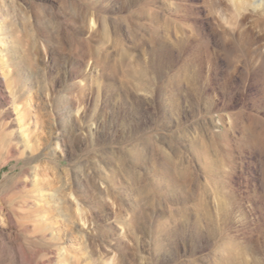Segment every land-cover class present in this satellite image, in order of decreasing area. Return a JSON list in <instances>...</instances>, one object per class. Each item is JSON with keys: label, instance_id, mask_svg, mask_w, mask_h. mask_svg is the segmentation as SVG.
Listing matches in <instances>:
<instances>
[{"label": "rangeland", "instance_id": "obj_1", "mask_svg": "<svg viewBox=\"0 0 264 264\" xmlns=\"http://www.w3.org/2000/svg\"><path fill=\"white\" fill-rule=\"evenodd\" d=\"M0 264H264V15L0 0Z\"/></svg>", "mask_w": 264, "mask_h": 264}, {"label": "bare ground", "instance_id": "obj_2", "mask_svg": "<svg viewBox=\"0 0 264 264\" xmlns=\"http://www.w3.org/2000/svg\"><path fill=\"white\" fill-rule=\"evenodd\" d=\"M237 12L241 9H251L256 10L259 14L264 15V0H229ZM240 29V28H239ZM238 37L244 40H253V37L246 30L238 32ZM258 141V140H257Z\"/></svg>", "mask_w": 264, "mask_h": 264}]
</instances>
